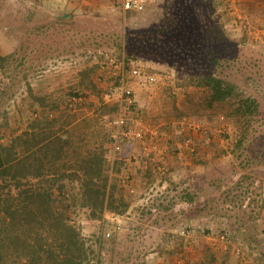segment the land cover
<instances>
[{
	"label": "rangeland",
	"instance_id": "obj_1",
	"mask_svg": "<svg viewBox=\"0 0 264 264\" xmlns=\"http://www.w3.org/2000/svg\"><path fill=\"white\" fill-rule=\"evenodd\" d=\"M248 1L235 5L238 14L223 0H164L135 15L120 11L118 0H0V55L13 53L0 67V142L25 130L63 136V121L75 114L78 150L104 149L114 204L123 208L130 198L144 204L143 212L137 205L121 209L122 227L114 230L112 212L95 217L81 206L80 181L61 176L70 169L63 157L54 165L44 161L40 169L51 174L45 177L56 178L55 204L81 231L91 263L264 264V0L258 9ZM220 26L230 39L224 53L212 45ZM118 54L156 76L152 83L130 80L147 123L161 125L162 139L150 155L135 142L114 155L107 142L105 117L113 110L106 103L116 99L105 94L112 84L98 80L96 59ZM219 55L223 62L212 61ZM213 71L237 83L249 73L245 88L260 100V116H226L222 103L202 100L193 78ZM86 75L103 88L94 89ZM75 91L84 101L70 110ZM60 145L48 149L50 157ZM138 164L139 176L132 172ZM123 174L130 176L125 185ZM28 233L35 235L33 264H58L42 229Z\"/></svg>",
	"mask_w": 264,
	"mask_h": 264
},
{
	"label": "trees",
	"instance_id": "obj_2",
	"mask_svg": "<svg viewBox=\"0 0 264 264\" xmlns=\"http://www.w3.org/2000/svg\"><path fill=\"white\" fill-rule=\"evenodd\" d=\"M62 16L65 21H68L67 15L63 14ZM221 30H223L222 27ZM215 34L217 39L211 44L219 46V51L224 53L221 47L226 46L230 39L224 30L222 32L215 31ZM236 43L241 44V42ZM12 56L13 53L0 55V67L2 68ZM115 56L123 57L120 54ZM125 58L129 62L136 60L130 56H125ZM218 60L223 62L225 58L223 55H219V57L214 56L212 59L215 62ZM81 74L88 73L83 70ZM242 74L244 80L240 83L227 76H220L215 71L209 75H201L199 78L193 79L196 82L194 84L202 89V100H206L210 106L213 107L222 103L224 106L223 114L226 116L252 121L262 112L261 102L245 88L250 74L246 72H242ZM86 78L80 81L81 85L87 86ZM87 79H90L94 89L99 88L101 90L103 88L101 83L98 82L99 85H96L94 80ZM115 86L117 85L113 84L103 88L107 97L113 96ZM80 95L81 93L75 91L69 96L67 104L71 106L70 110H73L72 107L80 100L84 101L83 98L79 97ZM111 103V105L106 103L113 110L112 115L105 117L106 122L112 120L117 110V104ZM183 112L184 117L192 118L188 116L190 111L185 110ZM69 116L71 117L69 120L63 121V136L56 135L53 131L51 134L42 132L38 135L35 131L25 130L8 143L0 142V264H33L36 259L34 257L32 259L31 248L35 235L32 236L28 232L34 228L42 229L43 240L49 246L51 254L58 264H96L93 261L91 263V259L88 258L89 247H87V241L77 225L69 219L66 212L61 211L56 206L53 189L56 178H49L51 174L40 169L44 161L54 165L63 157V166L68 165L70 169L63 170L61 176L63 179L71 177L80 181L81 206H89L93 211V216L97 217L96 212L102 214L105 211L122 215L121 209L125 208L123 210L126 211L130 208L128 201L122 202L123 208L114 204L116 198L112 192L114 185L110 181L109 173L111 170H108L102 145L100 148H95L94 151H87L86 154L79 151L77 144L81 141L75 139L71 135V131L76 129L75 127L80 124V120L75 118V114ZM33 124L34 126L39 125L37 121H34ZM244 136H246L245 133ZM106 138L109 142V131H106ZM57 142L61 143V152L50 157L48 149ZM45 149H47V153L42 151ZM45 176H49L48 179ZM33 179L40 182L34 183ZM43 181L48 184L44 185ZM57 186H60L64 191L65 183ZM98 240L101 242V239ZM50 246H57L55 247L57 250L51 249ZM91 251L94 252L92 249ZM97 260L99 263V259Z\"/></svg>",
	"mask_w": 264,
	"mask_h": 264
},
{
	"label": "built area",
	"instance_id": "obj_3",
	"mask_svg": "<svg viewBox=\"0 0 264 264\" xmlns=\"http://www.w3.org/2000/svg\"><path fill=\"white\" fill-rule=\"evenodd\" d=\"M163 1L164 0H118L117 7L124 13H142L157 7V5ZM241 1L242 0H223V5L226 6L228 11L238 14V8H236L235 5L238 6ZM228 5L230 8H228ZM135 63L136 62L133 60L131 62L127 61L125 56L118 58L114 55H107L103 58L99 57L96 59L98 80L102 81L109 79L112 85H117L115 86V92L112 96V98L114 97L116 99L117 110L112 120L107 123L109 126L111 150L114 155L121 153L123 149L132 142L139 143L141 148L146 152V155H150L151 151L158 147L162 139L161 125H151L147 123L144 115H142V112L137 107L134 91L130 84V80L135 78L152 83L155 81L156 76L154 74H146L141 65ZM185 148H191L187 140L185 141ZM129 178V175H122L121 179L124 185ZM118 217L119 216L115 214H112V218L110 217V221L114 223V230H119L122 227L117 221ZM106 234L107 236H111L112 233L107 231Z\"/></svg>",
	"mask_w": 264,
	"mask_h": 264
},
{
	"label": "crops",
	"instance_id": "obj_4",
	"mask_svg": "<svg viewBox=\"0 0 264 264\" xmlns=\"http://www.w3.org/2000/svg\"><path fill=\"white\" fill-rule=\"evenodd\" d=\"M63 1V0H62ZM246 0H244V2H245ZM254 0H250V1H248V3L250 4V6L251 7H257L256 9H258L260 6H259V4H260V1H263V0H255V1H257L256 3L255 2H253ZM245 4H246V2H245ZM244 4V5H245ZM55 5V4H54ZM241 5H243V4H241ZM255 11V10H254ZM65 15H67V16H69L70 14L69 13H64ZM262 28H263V25H262ZM146 162V161H145ZM133 170H132V172H134V175H136L137 173H139L140 172V170L141 169H143V167H142V165L141 164H138V168H136L135 167V165H133V168H132ZM138 169H140V170H138ZM140 174H142L141 172L138 174V176L140 175ZM141 178H143V177H141ZM129 190V189H128ZM129 203H130V207L132 208L133 207V205H137L140 209H141V212H143V209H144V204L143 203H134L133 202V200L130 198L129 199V201H128ZM140 204V205H139ZM142 206V207H141ZM111 214H114V213H111Z\"/></svg>",
	"mask_w": 264,
	"mask_h": 264
},
{
	"label": "clouds",
	"instance_id": "obj_5",
	"mask_svg": "<svg viewBox=\"0 0 264 264\" xmlns=\"http://www.w3.org/2000/svg\"><path fill=\"white\" fill-rule=\"evenodd\" d=\"M115 214V213H114ZM115 215H117V216H121V215H119V214H115Z\"/></svg>",
	"mask_w": 264,
	"mask_h": 264
}]
</instances>
